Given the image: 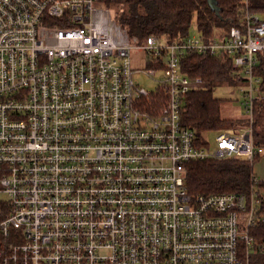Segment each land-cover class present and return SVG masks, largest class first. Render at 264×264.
Listing matches in <instances>:
<instances>
[{
  "label": "built area",
  "instance_id": "1",
  "mask_svg": "<svg viewBox=\"0 0 264 264\" xmlns=\"http://www.w3.org/2000/svg\"><path fill=\"white\" fill-rule=\"evenodd\" d=\"M242 3L239 25L212 37L139 41L100 0H0V264H250L261 179L237 193L186 187L191 161L264 154V19ZM192 54L231 59L236 84L219 86L237 88L248 119L204 146L181 120L185 95L207 87L185 70Z\"/></svg>",
  "mask_w": 264,
  "mask_h": 264
},
{
  "label": "trees",
  "instance_id": "2",
  "mask_svg": "<svg viewBox=\"0 0 264 264\" xmlns=\"http://www.w3.org/2000/svg\"><path fill=\"white\" fill-rule=\"evenodd\" d=\"M100 3L110 8L115 20L139 41L151 34H161L170 40L186 37L194 19L200 32L209 38L218 29L229 30L239 25L244 14L242 0H215V8L208 0H100ZM249 9L264 19V0H249ZM227 58L192 54L185 61V70L207 83V87L185 95L181 111L183 125L194 131L202 146L208 144L205 139L214 132L247 124L245 118L223 117L222 99L214 96L219 85L236 84L231 59ZM260 62L258 74L264 79V59ZM159 94L164 96L163 92ZM253 119L254 144L264 147V99L255 102ZM260 156L252 161L211 157L191 161L187 163L186 187L192 195L250 191L257 177L254 164ZM257 186L263 188L264 181L258 180ZM261 209L264 212V199ZM251 234L259 243L250 254V264H264V222L251 228Z\"/></svg>",
  "mask_w": 264,
  "mask_h": 264
},
{
  "label": "rangeland",
  "instance_id": "3",
  "mask_svg": "<svg viewBox=\"0 0 264 264\" xmlns=\"http://www.w3.org/2000/svg\"><path fill=\"white\" fill-rule=\"evenodd\" d=\"M201 34L196 20L194 19L191 27H190V35L191 36H199ZM132 64L135 69L138 70L136 74V79L140 82L141 87L146 88L148 90L155 89L158 84L154 79L148 76L145 71L148 68L145 65L144 55L141 51H133L131 53ZM157 78V76H156ZM214 96L216 98L222 99V115L226 118L233 117L236 118H245L247 119L246 108L244 105V99L239 96V91L237 88L227 87V86H219L214 89ZM232 127V126H231ZM218 132L212 133L208 136L210 142L213 144L215 142V137ZM254 171L258 178L264 180V154L259 161L254 164ZM264 194V189H263Z\"/></svg>",
  "mask_w": 264,
  "mask_h": 264
},
{
  "label": "water",
  "instance_id": "4",
  "mask_svg": "<svg viewBox=\"0 0 264 264\" xmlns=\"http://www.w3.org/2000/svg\"><path fill=\"white\" fill-rule=\"evenodd\" d=\"M211 7L215 8V0H208Z\"/></svg>",
  "mask_w": 264,
  "mask_h": 264
},
{
  "label": "crops",
  "instance_id": "5",
  "mask_svg": "<svg viewBox=\"0 0 264 264\" xmlns=\"http://www.w3.org/2000/svg\"><path fill=\"white\" fill-rule=\"evenodd\" d=\"M261 157H262V156H260V159H261ZM260 159H259V160H260ZM259 160H258V161H259ZM257 177H259V176H257Z\"/></svg>",
  "mask_w": 264,
  "mask_h": 264
}]
</instances>
